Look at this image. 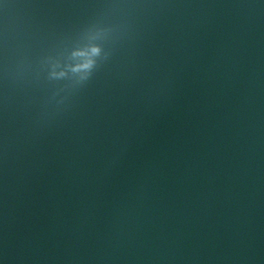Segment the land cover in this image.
I'll return each instance as SVG.
<instances>
[{"label":"water","instance_id":"1","mask_svg":"<svg viewBox=\"0 0 264 264\" xmlns=\"http://www.w3.org/2000/svg\"><path fill=\"white\" fill-rule=\"evenodd\" d=\"M0 264H264V0H0Z\"/></svg>","mask_w":264,"mask_h":264}]
</instances>
